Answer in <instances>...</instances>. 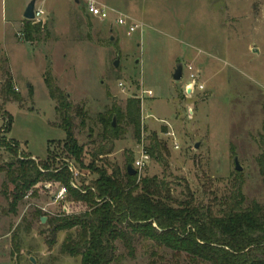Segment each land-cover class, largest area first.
Listing matches in <instances>:
<instances>
[{
	"label": "rangeland",
	"instance_id": "374dc122",
	"mask_svg": "<svg viewBox=\"0 0 264 264\" xmlns=\"http://www.w3.org/2000/svg\"><path fill=\"white\" fill-rule=\"evenodd\" d=\"M29 1L0 0V61H7L22 97L4 106L11 116L6 133L0 117V139L17 145L15 155L0 147V166L49 158V169L72 167L71 183L83 188L97 178L90 163L110 173L106 160L123 171L127 158L133 166L141 146L156 134L166 148L164 161L149 158L139 178L156 176L168 184L175 201L191 200L215 215L239 181L247 201L264 205V0H35L41 15L33 22L40 24L41 34L31 43L20 33ZM90 1L110 17L87 14ZM118 14L140 29L127 35L114 23ZM177 63L183 66L180 81L172 78ZM46 72L85 114L84 119L73 115L83 166L64 149L56 103L43 80ZM130 98L140 100V141L131 125L119 121L111 152L92 161L94 149L106 143L104 120L114 108L124 111ZM5 182L0 172V264H33L30 258L35 264H80L60 252L66 232H58L50 246L49 227L40 221L62 208L78 212L68 191L54 202L63 185L49 183L45 189L41 182L37 195L29 190L12 212ZM150 246L137 239L129 258L116 242L118 259L112 264H149ZM159 254L170 258L167 251Z\"/></svg>",
	"mask_w": 264,
	"mask_h": 264
},
{
	"label": "trees",
	"instance_id": "16d2710c",
	"mask_svg": "<svg viewBox=\"0 0 264 264\" xmlns=\"http://www.w3.org/2000/svg\"><path fill=\"white\" fill-rule=\"evenodd\" d=\"M20 33L23 41L31 43L41 34L40 24L24 20ZM0 74L1 131L6 133L10 129L11 116L4 106L9 102L20 103L22 97L14 90L6 60L0 61ZM43 80L49 97L56 103V125L64 132V149L83 166V147L74 137L73 115L84 119L85 114L81 107L69 101L68 95L55 84L48 72ZM113 118L117 123L114 127ZM139 118L140 100L137 98L128 99L124 111L112 109L104 120L101 134L106 143L94 149L92 161L111 152L112 141L120 135L119 121L125 120L126 125L133 127L139 142ZM3 145L12 155L16 154V144L0 139V147ZM165 150L164 143L152 134L145 147L149 157L162 163ZM48 159L43 163L30 158L17 159L14 164L0 166V172L6 177L3 193L10 197L13 212L29 190L33 188L32 195H37L36 185L41 182H46L45 189L51 188L52 183L62 184L78 212H70L71 207L62 208L58 214L47 217L45 222L52 236L48 243L53 244L58 232H66L60 252L79 258L80 264H112L118 259L116 242L121 243L126 256L133 258L137 239L151 245L149 264H264V205L247 201L240 181L233 185L221 204L219 215H215L210 207L194 205L191 200L175 201L168 184L156 176L139 178L138 171L130 176L125 168L121 171L106 160L103 163L110 168V173L90 163L88 168L97 174V178L88 186L74 188L68 165L49 169ZM126 161V164L133 163L131 158ZM39 213L36 210L35 215L40 217ZM160 250L167 251L170 258L159 254Z\"/></svg>",
	"mask_w": 264,
	"mask_h": 264
},
{
	"label": "built area",
	"instance_id": "2783aa9c",
	"mask_svg": "<svg viewBox=\"0 0 264 264\" xmlns=\"http://www.w3.org/2000/svg\"><path fill=\"white\" fill-rule=\"evenodd\" d=\"M86 12L92 17L98 18L100 20H107L110 17L109 11L106 9L97 6L93 1H90L86 5ZM41 15V11L34 9V20H39ZM114 23L118 26L124 27L126 29L127 35L134 33L135 31L139 30L140 27L135 22H128L126 18H124L121 15H114ZM188 70H191V67H188ZM191 80L194 81V74L191 73L190 75ZM170 135L169 133H167ZM174 148H177V145L174 143ZM149 155L145 151V147L141 146L139 151V158L134 162L133 168L140 172L144 164L149 160ZM69 171L74 174V170L72 167L68 166ZM71 186L74 188H77L73 183H71ZM67 190L64 186H61L59 188V191L57 195L54 197V202L59 201L60 199L64 198L66 196Z\"/></svg>",
	"mask_w": 264,
	"mask_h": 264
},
{
	"label": "water",
	"instance_id": "95a60500",
	"mask_svg": "<svg viewBox=\"0 0 264 264\" xmlns=\"http://www.w3.org/2000/svg\"><path fill=\"white\" fill-rule=\"evenodd\" d=\"M34 9H35V0H30L28 2V4L26 5L24 11H23V15H22L23 19L27 20V21L34 20ZM110 39L112 40V37ZM114 66L115 67L117 66V61L114 62ZM182 75H183V66L181 63H177L176 67L173 71L172 78L175 81H180L182 79ZM112 126L113 127L115 126V119L114 118L112 120ZM194 146H195V148H197L198 143H196ZM234 167H235L236 171H238V172L241 171V167L238 163L237 158H234ZM125 169H126L127 174L130 176H134L136 174V170L133 168L132 164H130V163L126 164ZM45 220H46V217L40 218L41 223H44ZM30 262L35 264V261L33 258H30Z\"/></svg>",
	"mask_w": 264,
	"mask_h": 264
}]
</instances>
